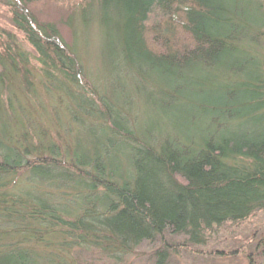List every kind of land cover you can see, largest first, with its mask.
Here are the masks:
<instances>
[{
    "label": "trees",
    "instance_id": "obj_1",
    "mask_svg": "<svg viewBox=\"0 0 264 264\" xmlns=\"http://www.w3.org/2000/svg\"><path fill=\"white\" fill-rule=\"evenodd\" d=\"M35 1H4L35 55L0 29V264H165L264 212V0H82L72 44Z\"/></svg>",
    "mask_w": 264,
    "mask_h": 264
},
{
    "label": "rangeland",
    "instance_id": "obj_2",
    "mask_svg": "<svg viewBox=\"0 0 264 264\" xmlns=\"http://www.w3.org/2000/svg\"><path fill=\"white\" fill-rule=\"evenodd\" d=\"M4 1L0 0V29L14 32L24 47L35 55L31 46L23 40L22 34L11 25L10 14ZM81 2L82 0H36L31 8L40 19L57 23L65 40L72 44L73 39L77 37L74 29L78 28V22L73 13L79 9ZM94 26L82 32L79 36L80 40H77L79 55L85 62L87 73L92 75L97 73L100 66V40L98 29L96 25ZM32 61L38 67L37 60L34 58ZM90 74L89 76H92ZM260 239H264V212H259L243 222L227 223L222 227H217L209 235L205 245H198L194 249L172 254L165 264H257L260 259L257 252L262 250L261 247L256 248ZM148 251L149 248L142 249L140 253L147 255L143 259L140 255L131 257L130 264H154L155 258L147 260L150 257ZM219 251L225 253L224 256L217 254Z\"/></svg>",
    "mask_w": 264,
    "mask_h": 264
}]
</instances>
